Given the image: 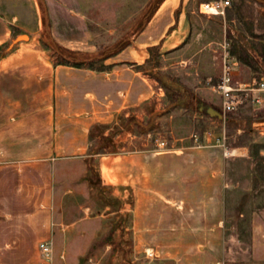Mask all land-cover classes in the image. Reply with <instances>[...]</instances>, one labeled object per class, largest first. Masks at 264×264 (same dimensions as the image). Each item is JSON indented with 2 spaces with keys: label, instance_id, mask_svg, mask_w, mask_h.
I'll return each instance as SVG.
<instances>
[{
  "label": "crops",
  "instance_id": "obj_1",
  "mask_svg": "<svg viewBox=\"0 0 264 264\" xmlns=\"http://www.w3.org/2000/svg\"><path fill=\"white\" fill-rule=\"evenodd\" d=\"M46 1L50 15L58 4L64 15L76 22L75 27H88L89 13L83 0ZM139 1L130 0L128 6L139 9L133 12L137 18L132 27L142 30L127 48L101 56L108 70L99 71V75L111 85L107 97L113 98L118 91L114 85L121 66L141 65L150 57L149 47L158 46L159 52L179 48L189 36L188 10L184 5L180 8L181 0H161L156 5L155 0H148L143 7ZM12 25L14 19L0 7V48L11 39ZM23 48L19 45L0 54L1 263L7 257L37 255L31 264H60L62 261L44 256L40 244L52 239L55 225L63 224L56 214L64 198L73 193L89 199L96 196L97 190L90 183L94 172L99 190L106 188L122 200L115 206L99 195L103 209L93 217L99 222L111 218L108 223H116L120 216H126L122 229L129 241L128 264L140 257L148 259L146 264H264V207L250 214L245 258L241 254L227 258L226 165L228 158L247 157V146L227 145L225 129L218 133L209 126L201 132L177 134L169 141L158 140L154 147L149 145L150 133L146 132L144 141L126 152L92 150L86 156L60 157L56 143L59 64L43 50ZM235 74L241 85L255 80L250 67L241 61L235 63ZM143 80L147 88L137 94L133 106L145 103L155 92ZM115 106L113 101L103 104L99 100L100 108L114 111ZM228 119L224 118V128L232 124ZM261 125L264 118L255 120L249 131L256 129L263 135ZM237 132L241 135L245 129L237 126ZM109 134L114 142L113 132L101 135ZM161 141L166 147L159 146ZM57 159L61 161L56 163ZM77 160L88 170L72 180L76 170L71 164ZM240 234L232 240L241 243ZM111 246L107 243L106 250ZM19 264L27 263L19 260Z\"/></svg>",
  "mask_w": 264,
  "mask_h": 264
},
{
  "label": "rangeland",
  "instance_id": "obj_2",
  "mask_svg": "<svg viewBox=\"0 0 264 264\" xmlns=\"http://www.w3.org/2000/svg\"><path fill=\"white\" fill-rule=\"evenodd\" d=\"M204 1L209 0H201ZM83 2L89 13L88 27H75L76 22L69 20L58 4H54L56 7L50 15L46 0H0L3 12L14 19L12 37L0 48V54L19 45L25 50L31 46L29 49L43 50L59 64L56 127L59 156H86L92 150L126 152L144 141L146 132L150 133L149 145L154 147L158 140L169 141L177 134L201 132L203 127L211 126L218 133L225 129L229 134L227 145L247 146L249 151L247 157L228 158L225 175L227 258H238L240 254L245 258L250 214L264 207V134L256 129L249 131L255 120L264 118V93L261 103L254 102L252 95L235 110L224 112L216 86L227 61L235 65L240 61L237 56L243 53L259 64L258 74H263L264 57L260 53L264 50V0H234L224 16L200 12L199 0H181L180 8L183 5L187 8L190 22L185 43L179 48L160 50L148 63L121 66L114 85L118 91L113 98L107 97L111 85H106L99 75V71L108 70L101 56L127 48L142 30L140 26L132 27L137 18L133 12L139 9L131 10L130 0ZM139 2L143 7L148 0ZM159 2L155 0V5ZM250 70L255 78L251 67ZM143 78L155 92L145 103L133 106L137 94L147 88ZM167 83L176 89L192 91L194 103L173 102L166 90L161 92ZM99 100L103 104L113 101L116 109L100 108ZM208 107L223 116L210 114ZM228 115L232 124L227 123L224 128V118ZM237 126L245 132L239 135ZM103 132L114 135V142L107 149H99ZM90 181L97 197L89 199L82 193H73L63 199V206L56 214L63 224L55 225L49 241L50 260L62 261L60 264H128L129 241L126 230L122 229L126 216H120L116 223L110 220L108 223L111 218L99 222V218L93 217L103 209L99 195L104 202L115 206L122 200L106 188L99 190L96 173H91ZM81 218L84 220L78 222ZM239 233L243 236L241 243L232 240ZM107 243L112 245L109 250ZM35 258L37 255L7 257L0 263L19 264L23 260L31 264ZM147 260L140 257L130 264H146Z\"/></svg>",
  "mask_w": 264,
  "mask_h": 264
},
{
  "label": "built area",
  "instance_id": "obj_3",
  "mask_svg": "<svg viewBox=\"0 0 264 264\" xmlns=\"http://www.w3.org/2000/svg\"><path fill=\"white\" fill-rule=\"evenodd\" d=\"M234 0H209L199 4L200 12L208 15L224 16L228 7L232 5ZM235 65L230 61L224 66L223 74L216 86L217 92L222 101L224 112L233 111L244 102L245 99L252 96L256 103L262 102L261 94L264 93V77L260 80L255 79L251 84L241 85L235 81ZM260 131L264 133V125L260 126ZM166 142L161 141L160 147H166ZM228 153V152H226ZM42 254L47 258L51 257L52 247L50 242H42L40 244ZM151 255L150 251H147Z\"/></svg>",
  "mask_w": 264,
  "mask_h": 264
},
{
  "label": "trees",
  "instance_id": "obj_4",
  "mask_svg": "<svg viewBox=\"0 0 264 264\" xmlns=\"http://www.w3.org/2000/svg\"><path fill=\"white\" fill-rule=\"evenodd\" d=\"M199 3H201V0H199ZM230 8V7H228ZM149 52H150V57L146 60V63L149 62L150 58L153 56V54H159V47L158 46H153V47H149ZM260 55L262 57H264V50L261 51ZM237 58L247 64L248 66L251 67V69L253 70V73L255 74V79L257 78V80H260L262 77V75H264V69H263V74H258V72L261 70L259 68V64L257 62H255L252 58H250L246 53H243V55H238ZM167 93L170 95L171 100L175 103H184V104H188L191 105L194 103L195 98H194V93L188 90H182V89H176L173 88L170 84H164L162 86ZM227 118H230V115L226 116ZM93 133H91L92 135ZM101 141H100V146L101 148L99 149H107V147H109L111 144H113V138H112V134L109 135H101L100 136ZM95 153H99L100 151L98 150H94ZM72 168H75L76 173L71 177L72 180H75L81 173H83L84 171L88 170V166L84 163H82L81 161L77 160V161H73L71 164Z\"/></svg>",
  "mask_w": 264,
  "mask_h": 264
},
{
  "label": "water",
  "instance_id": "obj_5",
  "mask_svg": "<svg viewBox=\"0 0 264 264\" xmlns=\"http://www.w3.org/2000/svg\"><path fill=\"white\" fill-rule=\"evenodd\" d=\"M207 112H210V114H212V115L216 114V115H218L219 117H222V116H223L222 113L216 111V110L213 109L212 107H208Z\"/></svg>",
  "mask_w": 264,
  "mask_h": 264
}]
</instances>
